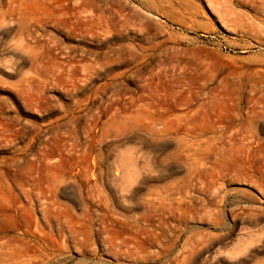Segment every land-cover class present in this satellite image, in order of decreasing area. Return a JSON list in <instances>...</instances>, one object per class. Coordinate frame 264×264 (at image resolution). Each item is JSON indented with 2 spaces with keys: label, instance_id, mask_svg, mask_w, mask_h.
<instances>
[{
  "label": "rangeland",
  "instance_id": "1",
  "mask_svg": "<svg viewBox=\"0 0 264 264\" xmlns=\"http://www.w3.org/2000/svg\"><path fill=\"white\" fill-rule=\"evenodd\" d=\"M263 102L264 6L0 0V232L31 231L42 264H264V198L253 185L264 190ZM213 125L235 149L259 137L238 150L252 180L187 194ZM166 192L167 208L150 205ZM45 209L62 226L50 230ZM121 215L132 218L121 225ZM102 217L121 247L99 230ZM65 219L92 220L90 240L75 243L82 235ZM51 234L66 247H51Z\"/></svg>",
  "mask_w": 264,
  "mask_h": 264
},
{
  "label": "bare ground",
  "instance_id": "2",
  "mask_svg": "<svg viewBox=\"0 0 264 264\" xmlns=\"http://www.w3.org/2000/svg\"><path fill=\"white\" fill-rule=\"evenodd\" d=\"M248 1L250 3H253L254 5H257V6H264V0H248ZM263 104H264V102H263ZM257 109L255 110V114H256ZM258 113L259 112H257V114ZM213 126L214 127L211 131V133H213V134L208 135V136H204V142L198 146V149L201 152H199L197 154L195 162L190 163V166L188 168V176H187V179L185 182V186L183 187L185 189V191L187 192V194L191 193V191H194L196 188H199V189L204 188L206 190H209L211 188V186H214V190L216 191L217 194H219L220 186L223 184V182L226 179L241 178V179L252 180V178L247 175L246 167L244 165L245 158L242 157L243 153L242 152L240 153L238 150H240L239 149L240 147L251 149L253 144L257 143L259 141V137L255 136L253 133H248V134L244 135L238 141V144H236V149H237L236 150L232 144L228 145V143H225L224 141H222L220 136L217 135L219 125H213ZM239 137H241V135ZM260 140H261V138H260ZM252 149L254 150L253 147H252ZM239 153L241 155H239ZM123 179H124V176H123V172L121 170L111 172V181L113 184L119 185L118 187H120L122 185ZM253 185H255L259 190L262 191L263 198H264V190H262V186L260 184H256L255 181H253ZM179 188L180 187H178V189ZM181 191H182V189L180 188V190L174 192V194L178 195V197H175L178 202H182L184 199H186V198L181 196V194H182ZM165 194H164L165 196L158 197L156 203L154 201H151L150 205H155V207L156 206L158 207V205H159V207L161 206V209L167 208V204L171 203V200L173 198V194L171 192H169V194H167V192H166ZM186 197H188L187 199H189V201H190V196H186ZM221 197H222L221 199H225L226 196L223 195ZM123 200L125 201V199L123 197H120V201H123ZM51 205H53V204H51ZM151 207H153V206H150V208ZM44 211H45V214L42 216V218L44 219L43 221L46 222L44 224H47L48 227L50 228V230L53 229L52 221L55 219L57 221H59L58 224L62 226V220H61L60 216H58L55 212H52L51 210L47 211L45 209ZM185 211L190 212L191 210L189 209V207L188 208L186 207ZM247 212H249V211H246V215H247L246 217H249ZM253 213H255V212H253ZM263 214H264V211H263ZM242 215L243 214H241V216ZM111 216H113L112 212H111ZM243 216H245V215H243ZM243 216H242V218H244ZM253 216L254 215H252V217ZM255 216H254V219H255ZM103 217L100 218L103 225L101 224L102 227H100L99 230L105 231L107 233V239L110 243L116 244L118 247H121V244L124 243L125 240L122 237H120L119 235L112 234L111 225H112V223H114V222H112L113 220H111L107 217V221H106L107 223H105L103 220ZM134 217H135V215H134ZM236 217H237V215H236ZM131 218H132V216H131ZM131 218H130V216L127 217V215L126 216L121 215L116 219V223L121 224V225H123V224L125 225L128 223V219H131ZM135 218H137V217H135ZM80 219H81V216H80ZM81 220H83V218ZM63 221L67 227H69V228L72 227L75 229V231H73V232L76 235H82L81 238H75L74 239L75 243L82 245L84 243H87L90 240V237H91L90 225L92 223V220H88L86 222L84 219V221L86 223H84V221H82L84 223L83 224L80 222V220L76 219L73 223L75 225L78 224L79 226H75V225L71 226L70 223L72 221H68L66 219ZM132 227H135V229L139 228V226H136V225H132ZM63 230H64L63 227L59 228V231L57 233V235L59 237L62 236ZM40 232L43 235H46V233H44L43 229H40ZM31 235H32L31 231H29V232L24 231L20 235L16 236L14 239H10L9 237L6 236V231L2 230L0 232V264H36L35 263L36 261H40L41 262L40 264H42L44 262L48 263L50 261L48 258V254L46 253L47 254L46 255L45 254L46 251L44 252L41 249H38V247H36L37 246L36 243L31 241L30 238H28ZM50 238L53 241V244H50L51 247L56 246V249H59V250L66 247V244L64 242H61L58 238H56L54 234H51ZM108 245H109V243H108Z\"/></svg>",
  "mask_w": 264,
  "mask_h": 264
}]
</instances>
